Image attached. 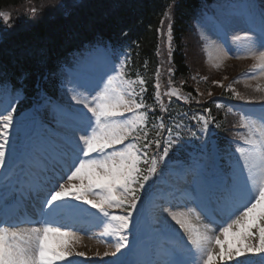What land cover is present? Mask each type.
I'll list each match as a JSON object with an SVG mask.
<instances>
[{
	"label": "snow or ice",
	"instance_id": "snow-or-ice-1",
	"mask_svg": "<svg viewBox=\"0 0 264 264\" xmlns=\"http://www.w3.org/2000/svg\"><path fill=\"white\" fill-rule=\"evenodd\" d=\"M29 11L35 13L37 9L33 6ZM165 15L168 16V13ZM0 18L8 22L11 16L0 11ZM250 19L254 26L258 25V39H253L254 27L250 30L252 35L236 36L235 41L248 42L250 55L258 61L254 68H259L260 74L264 75V12L260 13L258 20L255 16ZM168 32L170 49L171 24L168 26ZM113 71L117 73L116 76H107L106 82L102 78L85 97H81L76 93L75 88L73 89L72 100L76 105H82V109L66 110V117L72 129V137L66 145L64 160L68 171L59 179L54 177L55 183L50 181V187L44 185L38 189V194L44 192V199L39 219L34 224L21 227L19 224L0 222V264H57V261L72 256L73 252L60 238H74L75 233L63 230L65 225L62 223L61 213L73 211L83 214L87 213L88 209L71 204L69 197L90 205L103 217L116 222L109 224L105 229L106 233L110 232L118 236L114 245L115 250L112 253L105 252V257L116 256L122 249L128 247L127 232L131 217L146 191L149 180L157 173V160L151 158V166L146 169L148 174H144L139 164L141 161L148 164L147 152L142 154L138 152L133 142H129L124 148L116 147L124 145L130 136L134 141L142 134L147 140L148 133L144 130L146 114L137 112L145 105L135 99L137 93L131 88V83L134 82H129L128 87L117 90L112 85L114 80L122 77L123 65L119 70L114 68ZM158 75L159 69H157ZM204 79L206 80L207 77ZM139 83L143 85L144 79L139 78ZM213 84L224 87L219 81H213ZM155 88L156 99L162 104L158 82ZM145 90L141 88V92ZM227 90L232 91L237 99H245L240 93L235 92L231 85H228ZM255 91L261 92L264 89L257 86ZM165 95L179 98L175 89L166 92ZM217 107L222 105L217 104ZM11 111L14 112L15 109ZM205 111L209 110L205 109ZM126 113L138 116L141 125L139 130ZM12 125L11 112L0 116V141H2L0 169L6 162L10 143L8 130ZM240 127L249 130V135L243 140L248 147L236 148L240 154L238 167L215 195L216 210L224 218L223 223L218 226V234L216 228H205L204 232H201L198 227L172 215V219L184 230L187 244L191 247L185 246L173 250L171 253L173 258L165 264H217V261L231 260H235V264H264V255L259 256V260L251 258L256 254H264V107L261 108L258 116H243ZM206 128L207 121H205V130ZM133 133L135 136H132ZM154 142L159 147V141ZM151 143L153 142L145 143L144 148H148ZM174 144L178 145L179 139L169 141L159 161L166 160ZM74 181L79 183H73ZM114 208H119L127 214L113 215L109 210ZM96 218L100 219V217ZM54 239L55 243H53ZM246 254L251 256L238 259ZM75 255L83 256L84 253L76 252ZM68 264H77V262L68 260Z\"/></svg>",
	"mask_w": 264,
	"mask_h": 264
},
{
	"label": "trees",
	"instance_id": "trees-1",
	"mask_svg": "<svg viewBox=\"0 0 264 264\" xmlns=\"http://www.w3.org/2000/svg\"><path fill=\"white\" fill-rule=\"evenodd\" d=\"M188 1L201 4V0H86L85 3L75 7L71 0H30V2L0 0V11L11 16L8 22L0 18V37H2L0 81H8L6 83L14 91L21 93L23 98L16 113L26 108L28 102L35 96V92L37 94V89L45 87V84L54 85L50 87L51 92L63 97L58 87L62 67H70L72 65L70 61L75 55L81 57L80 53L87 48L102 43L121 50L130 49L132 53L130 65L133 67L131 74L145 81L143 85L138 86L137 91V102L145 105L138 111L146 114L145 121L152 119L154 123L155 118L169 113L170 109L176 111L177 109L170 108L168 104L163 105L167 102V97H160L162 104L156 99L155 81L153 82L152 79L157 75L161 63L155 53L157 47L155 28L168 18L165 15L168 13L172 20L175 18V29L181 37L189 35L186 27L187 23L191 22L190 16L196 10V6L189 4ZM63 4L66 8H62ZM33 6L37 9L35 13L29 11ZM108 11L113 14L105 20ZM190 59L196 60V57L188 56L187 46L181 43L179 52L176 53L173 62L171 61L173 70H176L172 72L171 82L170 84L164 82L161 86L167 89L178 88L182 91L198 89V85L203 86L199 95L205 98L201 102H194L192 111L205 112V109L211 113L215 111L214 116L221 115L228 119L222 121L218 116L214 121L217 128L229 127L232 119L227 116L225 109H219L212 100L213 83L204 80L201 76L197 82L189 78ZM161 65L167 67V63ZM222 78L223 75L218 77L219 82ZM141 88L146 90L141 92ZM234 91L245 99L249 97L246 96L242 86ZM224 94L237 99L232 91L226 90ZM149 141L151 137L147 143ZM145 143L140 142L139 146L147 151L149 156L164 149V142L163 146L159 145V147L151 144L152 148L150 146L144 148ZM161 154L155 153V156Z\"/></svg>",
	"mask_w": 264,
	"mask_h": 264
},
{
	"label": "rangeland",
	"instance_id": "rangeland-1",
	"mask_svg": "<svg viewBox=\"0 0 264 264\" xmlns=\"http://www.w3.org/2000/svg\"><path fill=\"white\" fill-rule=\"evenodd\" d=\"M239 61H241V59ZM252 61H254V64L255 65L258 63V61L255 60V59H253ZM229 62L230 61H228V59H226V61H225L223 59L217 58L211 64L207 65V68L210 71L214 72L216 70L215 69V65L224 66V65H226ZM247 62H248V60H242V63H247ZM96 64H97L96 61H92V63L88 64L87 65L88 67L84 68L83 70L89 69L92 66H96ZM228 70L232 71L233 68L229 66V69ZM71 80H70V82H71ZM97 84H99V82H97L96 79H93V80H89L87 82H83L82 84H79V85L75 84L74 85V88H75L77 94H79L81 97H85V96L88 95L89 92H91L96 87ZM253 86L262 87L258 83L246 85L245 87L250 88V87H253ZM74 88H71V89L73 90ZM117 88L120 90L122 87L117 86ZM176 216L178 218H180V219L186 220L189 224L198 227L201 232H204V230L206 228V226L203 225V223H201V221H199V219L196 218L195 215L192 212L177 213ZM164 217L165 218L167 217V218H166V221L163 223V225H168L171 228H178V227L180 228V226L178 224H176V222L172 219V215L166 213V214H164ZM69 242L76 248V250H78L80 248L81 251H82V249L84 248V246H83L84 245V242H83L82 239L71 240ZM90 245H92V244L90 243ZM217 251H219L218 248H217ZM89 253H91V254H97V253H94V252H89ZM99 253H101V250L99 251ZM97 255H100V254H97ZM230 262H232V264H235L234 260L233 261L231 260ZM217 264H218V262H217Z\"/></svg>",
	"mask_w": 264,
	"mask_h": 264
},
{
	"label": "bare ground",
	"instance_id": "bare-ground-1",
	"mask_svg": "<svg viewBox=\"0 0 264 264\" xmlns=\"http://www.w3.org/2000/svg\"><path fill=\"white\" fill-rule=\"evenodd\" d=\"M57 264H65V263H60L59 261H57Z\"/></svg>",
	"mask_w": 264,
	"mask_h": 264
}]
</instances>
